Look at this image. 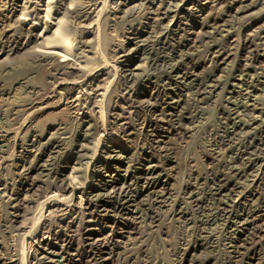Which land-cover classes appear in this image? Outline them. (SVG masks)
<instances>
[{"label":"bare ground","instance_id":"6f19581e","mask_svg":"<svg viewBox=\"0 0 264 264\" xmlns=\"http://www.w3.org/2000/svg\"><path fill=\"white\" fill-rule=\"evenodd\" d=\"M110 2L116 7L108 8L107 0H0V78L4 79H0V102L14 99L16 103H13L18 102L19 105L15 106L13 115L19 116L23 113L16 133L12 131V127L0 131V159L3 163L2 167L0 166V200L8 205V223L11 237L14 239L7 258L0 257V264H56L57 260H54L58 258L61 259L58 263L62 264L69 254L76 259L75 264H89L93 263L92 253H82L79 245L107 248L109 240L123 238L124 234H137L133 229L118 234L115 227L123 221L137 219L138 207L146 198L154 199L155 204L161 205L171 200L170 184L164 177L169 174L160 167L155 153L163 154L161 156L167 159L172 154V148L166 146L168 138L170 139L168 135L179 136L183 127H176L171 123V119L179 117L183 92L190 90H196L199 97L206 99L222 93L227 96H244L246 99L243 105L238 106L234 104L236 101L230 102L231 97H225L227 105L230 106L224 108L225 113L233 122L231 127L226 128V132L230 135L244 132L246 136H253V153H249L247 149L242 151L239 146L236 154L241 161V167H237L219 161L217 148L209 149V160L220 162L227 172L223 170L220 176L205 179L214 184L210 194L217 197L216 208L220 210L218 214H229L225 220L235 240L231 239L228 248L235 255L244 254L241 250L249 241L262 238L264 234V195L259 192L264 179V8L259 5L264 4V0ZM135 2L150 6L147 7L145 21L139 20L138 26H131L129 29L126 45L134 48H128L130 51H126L127 49L119 44L111 50L113 55L122 53L119 58L125 59L121 61L117 58L116 62L121 65V69H116L101 61L102 53L98 47L105 37H102L100 31V18L105 17L102 20L104 24L117 22L125 17L127 19L135 12L133 10L136 6L140 10L139 4L131 6ZM208 15H211L212 19H209L211 16ZM108 26L106 24L103 30ZM157 28H160L159 35L156 33ZM237 29L243 36L246 32L253 31L252 34L248 33L253 35V39L245 35L242 42H237L240 45L237 46L238 50L232 53L231 48L228 49L229 46H224L236 36L234 33ZM188 30L193 36L189 44L191 49L198 48V44L203 42L208 43L218 35L220 40H216L218 43L207 45L208 52L203 57L199 56L198 49L196 53L187 55V58L180 54L176 56L179 62L173 63L176 60L174 57L163 60L160 73L157 70L158 73H150L148 67L151 69L161 64L157 65L153 60L151 66L147 63V56L146 59L144 56L141 59V54L150 52L149 49L153 47H150V44L157 40L156 37L168 44L171 36ZM70 32H74V36L79 34L75 41L80 39L79 42L76 41L80 47L75 44V49H72L73 45L68 44L69 38L73 37H69ZM232 41L236 44L235 39ZM245 54L251 55L249 63L252 61V64L238 62L239 56ZM232 57L236 60L234 63H239V69L233 68L224 77H218L227 60ZM95 60H100L101 63ZM136 60L143 62L132 68L130 64ZM114 69V76L118 74L126 84H131L130 92L121 98L124 105L130 104L128 108L143 111L149 117L141 124L146 146L141 145L142 147L137 149L138 152L121 143L123 138L134 137V134L130 132L133 123L123 122L118 106L108 113V119L106 117L107 123L113 121V124H120L118 135L114 133L118 136L117 139L107 133L106 122L101 118L103 104H100L98 99L102 97L103 100L108 96L109 87L97 83L101 82L102 77L111 76ZM42 72L44 78L51 80L49 88L42 89V86L36 84ZM5 80H11L9 87ZM59 89L66 92L62 94ZM22 91L27 93L26 97L29 94L30 98L21 101ZM258 92L262 93L259 97L256 96ZM18 95L20 96L17 97ZM96 109L99 111L96 112ZM65 110L77 115L80 129L76 134V144L63 153L64 134L61 135V131L51 132L52 129L42 132L36 120L48 115L47 112L58 115ZM245 112L250 116L248 119L244 118ZM101 130L103 134L95 139V135L100 134ZM11 140L16 141L18 158L13 159V172L10 176L6 168L11 165L8 164L11 161L5 155ZM136 154L138 156L135 158ZM71 165V177L65 178V172ZM170 170H174V167ZM249 175H252V180L248 179ZM82 178L90 181L83 184ZM197 188L198 186H194L190 191L191 197ZM114 200L117 204L115 214L110 215L109 211L101 209ZM258 200H262L261 205L257 204ZM199 203L202 202L198 201L196 205ZM40 204H43V210L36 217L37 220L27 217L32 215V211ZM248 205H253V209L246 210ZM235 207L240 210L243 208L241 214L236 212L237 210H232L234 213L230 211ZM182 213L183 211L179 210L177 215L181 216ZM104 221H107L106 224ZM67 230L80 233L68 236ZM22 235V241L28 240L27 261L20 257L15 239H21ZM259 246H264V241L251 245L253 254L246 264H257ZM75 247L78 249L75 250ZM199 247L202 245L188 247L185 249V255L195 256ZM209 263L208 259H204V264ZM259 263L261 262L258 261ZM261 264H264V261Z\"/></svg>","mask_w":264,"mask_h":264},{"label":"rangeland","instance_id":"374dc122","mask_svg":"<svg viewBox=\"0 0 264 264\" xmlns=\"http://www.w3.org/2000/svg\"><path fill=\"white\" fill-rule=\"evenodd\" d=\"M106 4H107V7L110 9H111V6H112V8L116 7V5H112L110 0L109 1L107 0ZM137 4H139L140 10H139V8H137L138 6H136L135 10H133L135 12L133 14H131L129 17H127V19H126V17L123 19H119V20H117V22L115 21L116 23L113 22L114 24L112 22H109V23L105 22V24H104V22L102 20H104L105 17L101 16V18H100V25H102L101 26L102 28L100 31L102 33V37L103 38L105 37L102 42L104 43V41H105V43H106V44L101 43V45L98 47V48H100L101 53H102L101 61L106 62V64L109 63V65L113 66L116 69L121 66L116 61H117V58H119L122 55V53L119 52L118 56L113 55L114 53H112L111 50L113 49L114 46L119 45V44L122 45L123 47H125L127 49L126 51H130L131 49H133L134 46L130 48L129 46L126 45L128 43V37H129L128 33L130 32L129 29L131 26H138V23L140 21H145L144 19L146 18V15L148 13L147 7L150 6L149 4H145V5L141 4L140 5V2H135L131 6H134ZM108 5H110V7ZM259 6H262V8H264V4H261ZM141 7H142V9H141ZM143 7H144V9H143ZM216 9L217 8H215V10ZM209 12L210 11H208L207 13L210 14ZM208 16H211V15H208ZM151 17H153V16H151ZM213 17H215V16L213 15ZM209 19H212V16ZM106 24H107V26L109 24V26L106 29H104L105 30V32H104L103 27H105ZM142 29H144V28H142ZM158 30H160V28L156 29L157 34L160 32V31L158 32ZM107 32H108V34H107ZM240 32L241 31H239L237 29L234 33V36L235 35L236 36L233 39H235L236 44L232 41L233 40L232 39L231 41H229L230 43L228 42L224 46V47L229 46L228 49L230 50V48H231L232 53H235L238 50V47L240 45L237 42L239 40H240V42H242L243 38H245L244 37L245 35H249L250 37H248V38L253 37V35H251L253 33V31H249L250 33L252 32L251 34H248L249 32H246V34L244 36ZM125 33H127V34H125ZM183 33H184V35H183ZM157 34L155 36H157ZM72 35H73V37H70ZM74 35H75L74 32H72L69 35L70 38H69L68 44L70 43L69 44L70 46L73 45L72 49H75V44L77 46L80 45V44L78 45V42L80 39H76V41H78V42L75 41V38L79 34H77L76 36H74ZM218 37H219V35L216 36L215 39L209 40L208 43L203 42V44H198V46H199L198 48L195 47L194 49H191L190 47H192V46H190L189 44L193 40V36H191L189 30L186 32H180L179 34L171 36L168 44L164 43V40L160 39V37L157 36L156 37L157 40H155L154 43L150 44V47L153 46L151 49H149L150 52H148L144 55L141 54V59H142V56H144L143 58H145V59H146L145 56H147V60H148L147 63L149 62L151 66H152L151 63L153 60L156 61L157 65L161 64V66H159V67L154 66L151 69H150V67L147 68L150 73H153V72L158 73L159 70L161 68H163V65H162L163 60L164 61L170 60V59H173V57H174L176 60L173 63H177V61L179 62V59L177 60L178 57L176 58L177 55L182 54V55L186 56L184 58H187V55L196 53V50L198 49L197 52H198V54H200L199 56L203 57V55H206L208 52V48H209L208 46H210L211 44H214V43H218V41L220 40V37L219 38ZM236 37H238V38H236ZM106 38H107V40H106ZM154 38H152V40H154ZM216 40H218V41H216ZM125 41H126V43H125ZM71 42H72V44H71ZM107 42H108V44H107ZM234 50H235V52H234ZM148 54H149V56H148ZM246 55H247V57H246ZM249 55L250 54H245L243 56H239L238 62L240 63L241 61H243L244 63L248 62L247 64H252V61H251V63H249L250 62L249 58L251 56V55L250 56ZM133 57H135V56H133ZM119 59L121 61L125 60V59H121V58H119ZM233 59L234 58L232 57L229 60H227V63H226L227 65L225 64L223 66V69L220 71V73H218V77L219 76L224 77L228 73V71L233 69V68L239 69V63L238 62L234 63V61H236V60L235 59L233 60ZM95 61L99 62L100 60H95ZM101 61L99 63H101ZM142 62L143 61L136 60L134 63H132L130 65L133 66L132 68H134L136 65H138L140 63L142 64ZM120 69H121V67H120ZM114 72H115V69L113 70V73L111 74V76L110 75L104 76L101 78V82L97 83L101 86L103 84V85H105L104 87H109L108 93H107L108 96H106L103 100L101 99L102 97H100L98 99L100 104L101 103L103 104V107H101L103 116L101 118H102V120H104L106 122L108 119L107 116L109 115L108 113H111L113 111L114 107L118 106L119 107L118 112H119V114H122L123 122H132L134 124V125L132 124L133 130L131 129V131H130L134 134V137L123 138L121 143L124 146L126 145L132 151L138 152L137 149L139 147H142V146L145 147L146 146L145 136L143 135V133H141L142 132L141 131V127H142L141 124H142V121L144 119H148L149 117L147 116V113L145 115L143 111H138L135 109L128 108L130 104L124 105L125 103H123L121 98L130 92L131 84H126L121 79V77L118 76V74L114 76ZM251 74L253 75V73H251ZM41 75L43 77L41 76L39 78V80H36V84L39 85L40 87L42 86L41 87L42 89L47 88V87L49 88V86H50L49 82L51 80L48 77L44 78L43 72L41 73ZM0 79L4 80L3 78H0ZM117 80H119V81H117ZM9 81H10V84H9ZM104 81H105V83H104ZM0 82H2V81H0ZM5 83H7L6 84L7 86L11 85V80H8V81L5 80ZM262 87L264 88V86H262ZM61 89H63V88H61ZM180 89L182 90V87ZM60 92L63 94L66 92V90H60ZM186 92H183V97L181 98V99H183V102L180 104V107H179V109H181V111L179 109H178L179 111L177 110L179 113L180 119H179V117L171 119V123L173 125L175 124L176 127L177 126L181 127V125H182L183 130H180V131L183 134L181 133L180 134L181 136L180 135L179 136L178 135L177 136L176 135H168L170 137V139L168 138L166 146L172 148V150H171L172 154L169 155L168 159L162 157L163 154H158L157 152L155 153V154H157L156 157H157V160L159 162L160 167L162 169H164L166 173L169 174V176L166 175L164 177L168 181V183L170 184L169 188L171 189V191H170L171 200H168L165 204L163 203V205H161V204H155L156 201L154 199L151 200V198H146L145 201L142 202V204H140L138 207L139 208V214L137 215L138 218L137 219H131V221L133 223H131V221H123L121 223H118L115 227V230L118 234L125 232V231H131L133 229L134 231H137V234H135V235L128 236V235L124 234L123 238H115L114 240L113 239L109 240L107 248H105L103 246H97V245H94L92 247H88L87 244L86 245L85 244L79 245L80 246L79 250L82 253H87L88 251H90V253H92V255H91L92 260L91 261H93V263L90 262L89 264H198V262H201V264H204V259H208L210 261L209 264H246V263H248V258L252 257V254H253L252 253L253 247L251 248V245L253 246L254 243L260 244L264 241L263 240L264 234H263L262 238L261 237L258 239L253 238L254 239L253 241H249V244L246 245L247 247L245 246L244 247L245 249L243 248L242 249L243 251L241 250V252H243L244 254L241 253L240 255H235L231 252V249L228 247H229L230 242L232 241L231 239L233 238L235 240V238H234V235L230 233V230H228L226 220H225V218H227L226 216H229V214L228 215L222 214V213L218 214V211L220 212V210H219V208H216V207H218V205H216V202H217L216 198L217 197H213L210 194L211 193L210 189H212V186H214V184L211 181L209 183L205 180L206 178L213 179L217 176H220L222 174L223 170L227 172V170H225L224 167H221L220 162L209 160V158L207 157V155L209 154V151H210L209 149H216L217 148V151H219V154H220L219 161L224 162L225 164L228 163L230 166H237V167H241V164H240L241 161H239V158L236 154L237 153L236 149L239 146H240V149L242 151L247 149V151L249 153H251L250 151H252V153H253V148H252L253 136H246V134L244 132L238 133V135L241 134L240 136L230 135L226 132V128L231 127V123H233L232 120L228 117L229 115L227 113H225L224 108L226 106H229V105H227V99L226 98L231 97L230 102L234 103L236 101V103H234V104H238V106H240L241 104L243 105L244 102H246V99H244V96L243 97L242 96H240V97L227 96L226 94L223 95V93L215 95L214 97H211L209 99H206V98L199 97L197 95L196 90H190V92L189 91H186ZM258 93L256 94L257 97L262 95L261 92L259 94ZM25 94H27V93L22 91V93H20L21 96L18 95L17 97L20 96L22 98L21 101H24L23 99L25 98V100H26L28 95H29L28 94L26 97ZM195 94H196V96H195ZM186 95H188V96L186 97ZM28 98H30V97H28ZM201 99H204V100H201ZM56 100H58V99H56ZM9 101L8 102L7 101L6 102H0V131L13 128L12 131H14V133H16L19 129V126H20L19 123L22 122L21 115L23 113L20 114L19 116H14L13 113L15 112L14 111L15 106L19 105V104H18V102H17V104H14V103H16L14 101V99L9 100ZM98 109H96L97 110L96 112H98L100 110V109L99 110ZM130 113H131V115H130ZM245 113H244V118L248 119L250 116H249L248 112L246 114ZM46 114H48V115L41 116L36 120V123L39 126V130H41L42 132L46 131L48 129H52L51 132H56V131L60 132L61 131L60 134L61 135L64 134V137H65V140H64L65 144L63 145V148H64L63 153H66V151L68 149H70L71 146H74L77 142L76 141V134L78 133L77 131H79V129H80V124H79L80 120L77 119L78 117L76 114L74 115L73 112L69 111V110H67V111L65 110V111H63V113L61 112L58 115L57 114H50V112H47ZM4 117H5V119H4ZM97 117L99 118L100 114H98ZM106 117H107V119H106ZM9 118H10V120H9ZM14 118H16V119H14ZM6 119H7V121H6ZM12 120H13V122H12ZM14 120H16V121L18 120V121L16 122ZM112 122L113 121H111L110 123L106 122V127L108 129L107 133L109 132L108 133L109 135H111V136L114 135L113 137H115L117 139V137H118L117 135L119 133V129L121 126H120V124H116L115 122H114L115 124H113ZM14 123H16L17 125L16 124L14 125ZM50 126H53V127H50ZM14 127H15V129H14ZM187 127H188L189 131H188ZM16 128H17V130H16ZM117 128H118V130H117ZM184 130H186L187 132ZM114 133L117 135H115ZM190 133H191V135H190ZM101 134H103V131L100 132V134L95 135V136H97V137H95V139H97L99 137V135H101ZM12 136H14V135H12ZM169 142H171V143H169ZM94 143H95V141H94ZM94 143L92 144L93 147H94ZM246 145L248 147H246ZM218 148H220V149H218ZM135 149H136V151H135ZM15 155H16V157H15ZM5 156L8 157V159H10V161H11V162H8V164H11V165H9L6 168V172L8 170V172H10L9 174L11 176V172H13V170H12L13 169L12 164L14 162L13 159L16 160L18 158L16 141L14 142V140H11V142L9 143V146H8V153ZM136 156H138V154L135 155V158H136ZM231 162H232V164H231ZM1 163H2V159H0V166L2 167L3 163L2 164ZM15 163H16V161H15ZM1 167H0V169H1ZM71 167H72V165L70 166V168L68 170H66L65 175H64L65 178L71 177V174H72L71 173L72 172ZM172 167H174V170H170ZM82 173H84V172H82ZM82 173H80V174H82ZM249 178L252 180L253 179L252 175H249L248 179ZM81 180H82L81 182L83 184H85L87 181H90L89 179L84 180V178H82ZM262 181L263 182H262V185L260 186L259 192H261L264 195V179ZM195 183H197V184H195ZM194 186H198V188L194 190L193 197H191L190 191H192ZM208 200H210V201H208ZM198 201H200L202 203H199V205H196V203H198ZM205 201H207L208 203H203ZM261 201L262 200H258L256 202L258 205L259 204L261 205V203H262ZM116 205L117 204L114 200L112 203H107L106 206L102 207L101 209H105V210L109 211L110 215H113V214H115V211H116V209H115ZM7 206L8 205L6 203H4V201L2 202L0 200V257L2 256L5 258H7V256H8V251L11 248L10 245L14 242L13 237H11L12 234L10 233V231H11L10 224L8 223L9 216H8ZM179 207L182 209H180ZM192 208H194V209H192ZM236 208L237 207H235L233 209L231 208L230 211L235 212L237 210L236 212H238V213L240 212V214H241L243 208L241 210L238 208L236 209ZM250 209H253V205H252V207H251V205H248L246 207V210H250ZM42 210H43V204H40L39 206H37L32 211V215H28L27 217L32 218V219H36V217H38L42 213ZM179 210L183 211L181 216L177 215ZM117 213H119V212L117 211ZM102 214H104V213H102ZM207 219H208V221H206ZM36 220H34V221H36ZM106 222L107 221H104L105 224H106ZM263 222L264 221H262V223ZM57 223L63 227V224H60L59 221ZM104 223L101 222V224H103V225H104ZM263 230H264V227H263ZM79 233H80V231L79 232L78 231L75 232L74 230H67L66 231V234L68 236H73V235L76 236ZM109 233H111L110 230H109ZM21 234H23V233H21ZM23 238H24V236L22 235L21 239H20V237H19V239L18 238H15V239H17L16 242L18 244L20 257L23 258L24 261H27V250H26V248H27L28 240L22 241ZM227 241H229V242H227ZM194 245L195 246H198V245L201 246L202 245V247H199L198 251L195 253V256H189V257L186 256L185 255V249H187L188 247H195ZM249 246L251 249L249 248ZM76 248L77 247H75V250H76ZM258 249H259V255L257 256V260L259 262L263 263V261H264V246H259ZM71 252L76 253V251H71ZM24 253H26V254L24 255ZM243 256H245L244 259H243ZM67 257L63 261L62 264H75L76 263V261H75L76 259H73L72 257H70V254L67 255ZM90 259H91V257H90ZM236 259H238V260H236ZM56 260H57V263L59 261H61V259H59V258L55 259L54 261H56ZM195 260H197V261H195ZM257 260H256V263L258 264ZM261 263H259V264H261ZM1 264H3V263H1Z\"/></svg>","mask_w":264,"mask_h":264}]
</instances>
